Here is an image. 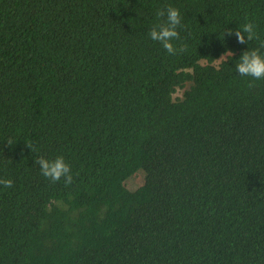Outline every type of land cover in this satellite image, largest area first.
<instances>
[{
  "label": "trees",
  "instance_id": "16d2710c",
  "mask_svg": "<svg viewBox=\"0 0 264 264\" xmlns=\"http://www.w3.org/2000/svg\"><path fill=\"white\" fill-rule=\"evenodd\" d=\"M261 42L264 0H0V264H264V80L235 68Z\"/></svg>",
  "mask_w": 264,
  "mask_h": 264
},
{
  "label": "clouds",
  "instance_id": "9594fccd",
  "mask_svg": "<svg viewBox=\"0 0 264 264\" xmlns=\"http://www.w3.org/2000/svg\"><path fill=\"white\" fill-rule=\"evenodd\" d=\"M156 16L160 19V22L154 24L149 30L148 36L150 39L159 42L169 55L174 56L185 52L187 49L186 44L181 43L179 46H176L173 43V41L181 39L180 33L177 30L183 27L179 9L166 5L157 10ZM225 32L229 36L235 35L240 44H246L249 41L259 39L256 26L251 22L243 24L234 32L231 29H225L223 35ZM260 47L264 48V42H261ZM235 68L240 76L251 77L247 86L248 88H254L256 86L254 81L264 80V55L258 49L246 50L240 56L239 63L236 64ZM7 143L11 145L10 140ZM27 147L30 150H34L30 145H27ZM35 163L39 165L41 174L49 179L50 182L55 183L63 179L65 186L73 183L70 165L65 162L63 156H56L51 160L41 156ZM0 185H3L5 188H11L13 181L11 179L0 178Z\"/></svg>",
  "mask_w": 264,
  "mask_h": 264
},
{
  "label": "rangeland",
  "instance_id": "374dc122",
  "mask_svg": "<svg viewBox=\"0 0 264 264\" xmlns=\"http://www.w3.org/2000/svg\"><path fill=\"white\" fill-rule=\"evenodd\" d=\"M180 93H181V91L179 90L177 93H176V96H179L180 95ZM137 182H138V178H132V179H130V180H128L127 181V184L130 186V187H133V186H135L136 184H137Z\"/></svg>",
  "mask_w": 264,
  "mask_h": 264
}]
</instances>
